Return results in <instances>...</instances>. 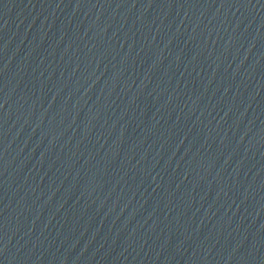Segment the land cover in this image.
Listing matches in <instances>:
<instances>
[{
	"label": "water",
	"instance_id": "water-1",
	"mask_svg": "<svg viewBox=\"0 0 264 264\" xmlns=\"http://www.w3.org/2000/svg\"><path fill=\"white\" fill-rule=\"evenodd\" d=\"M0 264H264V0H0Z\"/></svg>",
	"mask_w": 264,
	"mask_h": 264
}]
</instances>
